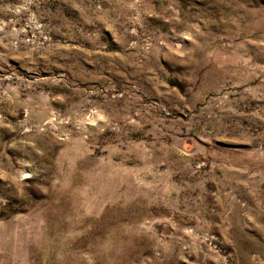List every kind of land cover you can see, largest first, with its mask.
<instances>
[{"label": "rangeland", "instance_id": "1", "mask_svg": "<svg viewBox=\"0 0 264 264\" xmlns=\"http://www.w3.org/2000/svg\"><path fill=\"white\" fill-rule=\"evenodd\" d=\"M0 264H264V0H0Z\"/></svg>", "mask_w": 264, "mask_h": 264}]
</instances>
